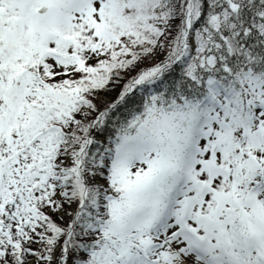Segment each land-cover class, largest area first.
I'll return each mask as SVG.
<instances>
[{
    "label": "snow or ice",
    "instance_id": "1",
    "mask_svg": "<svg viewBox=\"0 0 264 264\" xmlns=\"http://www.w3.org/2000/svg\"><path fill=\"white\" fill-rule=\"evenodd\" d=\"M0 264H264V0H0Z\"/></svg>",
    "mask_w": 264,
    "mask_h": 264
}]
</instances>
